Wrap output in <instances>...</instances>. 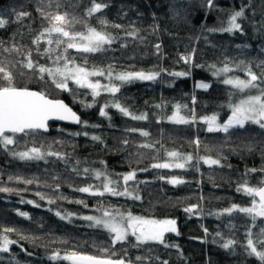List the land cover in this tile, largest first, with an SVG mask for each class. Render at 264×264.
<instances>
[{
	"label": "trees",
	"instance_id": "obj_1",
	"mask_svg": "<svg viewBox=\"0 0 264 264\" xmlns=\"http://www.w3.org/2000/svg\"><path fill=\"white\" fill-rule=\"evenodd\" d=\"M95 2L106 7L90 16L93 0H0V19L7 21L0 27V67L12 73L16 87L64 100L82 121L77 127L51 124L49 133L12 135L15 143L7 147L0 143V189H9L0 191V237L15 241L7 252L0 251V264H72L64 259L72 253L127 264H261L245 245L249 230L254 240L259 238L264 218L253 220L238 210H225L252 205L253 197L238 187L264 184V129L247 123L227 133L209 132L202 118L215 114L218 123H224L231 115L229 104L240 91L224 84L225 78H248L249 69L264 77V0H212L211 7L207 0ZM240 10L241 29L220 31ZM21 12L28 15L17 19ZM57 14H66V30L95 28L110 35L112 42L87 53L65 52L67 39L57 47L55 33L34 43ZM46 49L51 51L45 54ZM29 54L35 65L47 68L63 67V59L54 61L66 56L72 61L69 67L103 70L100 82L120 90L93 97L90 89L71 80L68 90L59 89L38 67L24 66ZM225 65L232 71L214 74ZM130 72L157 75L125 83L116 79ZM200 82L209 87H198ZM262 83L264 79L257 81ZM114 103L146 119H132L112 107ZM105 104L108 115L101 116ZM178 113L189 123L172 122ZM34 147L45 154L43 159L14 155ZM169 153H178L180 161L192 159L178 168V159ZM208 159L219 164L206 163ZM159 163L170 167H153ZM97 171L129 195L78 191L88 186L102 190L105 182L103 176L96 177ZM130 173H135L134 179L125 184L123 176ZM173 178L182 182L170 183ZM188 208L193 210L185 211ZM106 211L175 220L179 235L166 233L164 244H138L131 235L113 244L112 234L83 219L103 217ZM229 239L235 244L225 249L222 245ZM54 253L60 258L52 259Z\"/></svg>",
	"mask_w": 264,
	"mask_h": 264
},
{
	"label": "snow or ice",
	"instance_id": "obj_2",
	"mask_svg": "<svg viewBox=\"0 0 264 264\" xmlns=\"http://www.w3.org/2000/svg\"><path fill=\"white\" fill-rule=\"evenodd\" d=\"M208 6H212V0H207ZM106 5L102 3H96L93 0V5L88 9V15H92L96 12L101 11ZM28 15L27 13L21 12L17 14V19ZM244 15L243 10L236 11L231 15L228 21V27L220 29V31L232 32L241 29V24L238 23V18ZM7 23L6 20L0 19V27H3ZM68 23L66 20V14H57L51 17L50 27L44 29L40 33V36L34 41L39 43L40 39L46 34L51 37L53 33L57 34L58 38L55 40V44L59 47L67 39V45L64 49L67 52L68 49H76L80 52H97L103 49L105 44L112 42V37L102 31H97L95 28L89 27L86 32L73 33L65 29V25ZM116 27H119L117 25ZM53 40L49 38L48 44H53ZM159 47V45H157ZM51 50L46 49L45 54H48ZM29 58L27 63L24 65L28 69H34L38 67L40 73H47L53 78V83L59 89L68 90V81L71 80L82 88L91 89L93 97L100 95V91L104 90L111 94L119 92V87L116 85H102L98 80L92 81L90 77L103 76L105 75L103 70L89 71L87 68L76 65L69 67L72 63L66 56H58L54 63L59 64L60 60H64L63 67L57 66L56 68H47L45 66L35 65ZM187 60V58H185ZM232 71L227 65L223 68L217 69L214 73L217 76L222 74L226 75ZM157 74L154 73H143V72H130L120 73L116 76V79L121 83L130 82L133 79L139 80H153ZM176 75H184V73H176ZM108 76L111 78L112 73L109 72ZM248 79L239 78H225L223 83L231 85L233 88L243 91L248 88H258L257 81L264 79V77H258L251 69L247 72ZM43 78V76L41 77ZM0 143L5 147L15 143L12 135H6V133H23L27 135L31 131L45 130L47 131L48 121L50 119L60 120H72L75 123H82L80 118L74 113L63 101L49 99L44 93L31 91L27 88H18L13 82V76L10 71L5 67H0ZM200 88L207 89L208 84L200 83ZM89 107L91 105H88ZM112 107L117 108L121 113L128 116L131 115L126 107H123L119 103H114ZM109 105L105 104L100 109L101 116H107L108 113L105 111ZM231 115L224 123H218L217 116L214 114L210 117H203L202 119L207 124V130L209 132L222 131L227 133L234 127L244 128L247 123H253L258 125L261 129H264V89L260 90L259 95L248 96L244 99L239 100L237 103H230ZM132 119L143 120L146 119L145 115H131ZM176 123H189L188 120L182 116L174 117ZM132 131H135L133 129ZM141 135H149L147 132H141ZM93 140H100V137L93 136ZM198 144L199 141H196ZM144 147H150V145H143ZM21 160H39L44 158V153L39 148H31L28 151L14 153ZM48 155H56L59 157V153L49 152ZM172 157H178V153H169ZM185 161H190L191 156L184 157ZM209 164H219L218 160H205ZM178 168H183L184 164L177 163L174 165ZM155 168H168L170 167L167 163L154 164ZM89 170L84 169L87 173ZM250 171H255L252 169ZM97 178L104 176L105 174L97 171L95 173ZM135 173H130L123 176L125 184L129 180L134 179ZM105 183L102 185V190H93L92 186L81 187L77 189L83 193H90L92 195L103 196L105 193L112 195H129L127 189L123 192L118 191L114 186V182L105 176ZM31 183L32 181H27ZM170 183H181L182 181L173 178L169 181ZM0 191H9V189H0ZM237 191H244L247 195L252 196V206L247 208H238L233 205L232 208L226 209L225 211L231 213L233 210L246 213L252 216L253 220L257 217H264V184L259 187H249L246 183L237 188ZM258 197V200L256 199ZM137 199L139 197H136ZM43 199V197H41ZM50 203L52 201H49ZM28 203H32L29 201ZM193 209L188 208L185 211L191 212ZM20 215L26 216V213H20ZM56 215L60 216L59 212ZM62 219L65 217H61ZM83 219L92 221L95 226L105 228L110 234L113 235V244L124 241L129 235L135 236L138 244L148 242H158L164 244V236L166 233H176L179 235L176 228L175 220H156L147 219L144 217L133 216L131 213L124 215L123 213H111L104 212L103 217L96 216H85ZM6 231H12L7 229ZM219 235V233H218ZM15 243V241L9 240L7 236L0 237V251L7 252L8 246ZM235 244L234 240H227L223 243L222 247L225 249L230 248ZM167 246V245H166ZM246 251L249 255L255 256L264 264V229H261L259 238L253 239L251 230L247 233V243L245 245ZM52 259H58L59 253H54ZM64 259L71 260L72 264H124L123 260L112 261L110 259H100L95 256H87L77 253L64 256ZM164 264H167L165 261Z\"/></svg>",
	"mask_w": 264,
	"mask_h": 264
},
{
	"label": "rangeland",
	"instance_id": "obj_3",
	"mask_svg": "<svg viewBox=\"0 0 264 264\" xmlns=\"http://www.w3.org/2000/svg\"><path fill=\"white\" fill-rule=\"evenodd\" d=\"M76 66V65H75ZM72 67H74V65L72 66ZM90 71V70H89ZM99 77L98 76H93V77H90V79L92 80V81H99L100 82V79H98ZM107 79H109V77L107 76ZM239 79H248V78H239ZM101 83V82H100ZM201 83V82H200ZM200 83H198V85L200 84ZM102 85H105V83H101ZM77 85V84H76ZM259 87L258 88H248V89H245V90H243V91H240V97L234 102V103H237V102H239V100H241V99H244V98H246V97H248V96H252V95H259L260 94V90H262V89H264V86H263V83L261 84V85H258ZM91 90V89H90ZM104 92H107V91H104V90H101L100 91V94L101 93H104ZM107 93H109V92H107ZM233 103V104H234ZM178 116H180V114L178 113L177 114ZM176 115V116H177ZM175 116V117H176ZM183 117V116H182ZM184 118V117H183ZM174 119V118H173ZM185 119V118H184ZM172 122H174V120H171ZM176 123V122H175ZM176 159H178L177 160V163H180V164H184V166H185V164L188 162V161H185V159H184V161L182 160V161H180V157H176ZM176 163V164H177ZM102 177V176H101ZM103 179H104V182H106L105 181V175L103 176ZM109 179V178H108ZM111 181H113V180H111ZM114 182V181H113ZM252 206V205H251ZM250 206V207H251ZM93 215H97V214H93ZM96 217H99V216H96ZM257 218H264V217H257ZM256 218V219H257ZM90 223H92L93 224V222L92 221H89ZM105 229V228H104ZM132 236V235H131ZM132 237H134L135 238V236H132ZM128 238V237H127ZM136 239V238H135ZM126 240V239H125Z\"/></svg>",
	"mask_w": 264,
	"mask_h": 264
},
{
	"label": "water",
	"instance_id": "obj_4",
	"mask_svg": "<svg viewBox=\"0 0 264 264\" xmlns=\"http://www.w3.org/2000/svg\"><path fill=\"white\" fill-rule=\"evenodd\" d=\"M31 91H35V90H31ZM36 92H39V91H36ZM49 98V97H48ZM51 99V98H49ZM54 100V99H53ZM60 101H63L64 104H66L74 113H76V115L80 118L81 120V117L80 115L74 111L64 100H60ZM48 127H47V131L41 129V130H36V131H41V132H44V133H49V130H50V125L51 124H62V125H66V126H72V127H77L79 126L81 123H75L73 122L72 120H60V119H50L48 122ZM23 133H17V134H12V133H6V135H22ZM256 199L258 200V197H256ZM112 261H116V260H112ZM124 264H127L124 262Z\"/></svg>",
	"mask_w": 264,
	"mask_h": 264
}]
</instances>
